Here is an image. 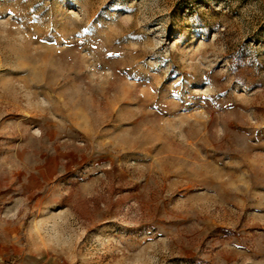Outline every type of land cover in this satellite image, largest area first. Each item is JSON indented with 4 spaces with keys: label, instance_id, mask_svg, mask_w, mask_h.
<instances>
[{
    "label": "rangeland",
    "instance_id": "rangeland-1",
    "mask_svg": "<svg viewBox=\"0 0 264 264\" xmlns=\"http://www.w3.org/2000/svg\"><path fill=\"white\" fill-rule=\"evenodd\" d=\"M264 264V0H0V264Z\"/></svg>",
    "mask_w": 264,
    "mask_h": 264
},
{
    "label": "built area",
    "instance_id": "built-area-1",
    "mask_svg": "<svg viewBox=\"0 0 264 264\" xmlns=\"http://www.w3.org/2000/svg\"><path fill=\"white\" fill-rule=\"evenodd\" d=\"M44 264H65L63 260L46 261Z\"/></svg>",
    "mask_w": 264,
    "mask_h": 264
}]
</instances>
